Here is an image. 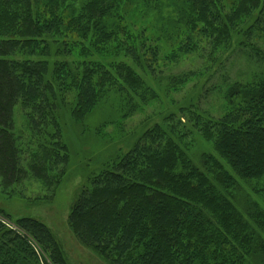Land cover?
<instances>
[{
  "label": "trees",
  "instance_id": "1",
  "mask_svg": "<svg viewBox=\"0 0 264 264\" xmlns=\"http://www.w3.org/2000/svg\"><path fill=\"white\" fill-rule=\"evenodd\" d=\"M140 1L148 6L149 0ZM181 1L185 27L211 41L212 49L237 37L262 74L231 83L220 118L193 126L213 141L218 158L194 165L188 156L191 130L175 127L170 116L93 176L67 221L78 241L109 264H264V211L249 203L241 213L232 193L239 180L264 176V51L251 42L264 39V0ZM127 2L134 0H86L78 8L75 0H0L3 187L26 174L47 187L55 184V170L68 157L56 118L64 105L81 119L109 95L127 108L146 100L148 86L133 65L151 71L158 49L130 42L118 8ZM111 43L128 63L63 58ZM193 45L186 39L184 47ZM15 105L27 115L26 138L13 132ZM0 264L67 262L41 220L21 216L12 222L0 209Z\"/></svg>",
  "mask_w": 264,
  "mask_h": 264
},
{
  "label": "rangeland",
  "instance_id": "2",
  "mask_svg": "<svg viewBox=\"0 0 264 264\" xmlns=\"http://www.w3.org/2000/svg\"><path fill=\"white\" fill-rule=\"evenodd\" d=\"M85 1L75 0L74 6L78 8ZM185 6L181 0H149L147 7L140 0L119 5L130 42L158 49L151 71H141L132 64L148 86L146 100L127 108L124 101L109 95L81 119L72 115V106L64 105L57 110L56 118L68 157L55 170V184L47 187L26 174L5 188L0 179V209L12 222L21 216L41 220L58 242L67 264H109L96 250L78 241L67 221L71 206L81 190L89 187L93 176L109 169L144 130L165 126L164 120L170 116L172 125L191 130L188 156L202 168L203 158L218 156L213 141L202 138L193 126L220 118L231 83L254 80L263 72V67L245 54L247 47L237 44V37L229 40L227 47L212 49L211 41L185 27ZM201 24L196 23V28ZM186 39L195 44L194 50L184 47ZM251 42L264 51V39L258 37ZM101 51L63 58L68 62L83 58L102 63L129 62L113 43ZM23 112L19 105L13 107V132L26 138L28 119ZM232 193L241 213L246 212L249 203H256L264 211V176L239 180Z\"/></svg>",
  "mask_w": 264,
  "mask_h": 264
}]
</instances>
